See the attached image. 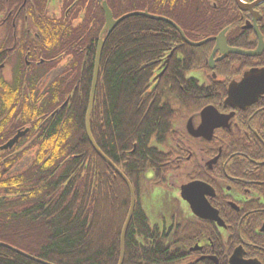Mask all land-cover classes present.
<instances>
[{
    "label": "flooded vegetation",
    "instance_id": "flooded-vegetation-1",
    "mask_svg": "<svg viewBox=\"0 0 264 264\" xmlns=\"http://www.w3.org/2000/svg\"><path fill=\"white\" fill-rule=\"evenodd\" d=\"M164 1L171 3L170 0H0L3 170L9 167L10 174L32 172L39 150L65 147L60 142L51 144V133L61 140L66 114L82 98L83 71L89 68V59L93 57L90 51L94 50L92 92L100 42L103 40L104 49V39L119 26L104 33L105 4L116 21L122 17L115 18V9L123 7L129 11L123 16L126 19L165 18L176 24L160 16ZM186 1L189 6L192 0ZM224 2L233 9L232 24L218 35L207 34L203 41L192 42L173 26L188 46L210 45L211 50H170L162 63L159 50L154 62L142 65L151 76L148 93L155 94L152 105L156 103L157 109L164 113L155 126V134L141 146V151L139 148L135 158L144 178L140 206L149 218L154 216V224L158 226L169 223L176 231L188 229L184 238L190 247L182 264H231L232 260L235 264H264V93L253 105L228 100L232 84H240L251 71H264V0ZM213 5L216 7V3ZM136 12L140 14L135 15ZM190 16L188 12L186 18ZM100 22L103 26L98 34ZM161 32L160 26L156 35L160 40ZM221 36L224 42L219 45ZM186 40L201 45L193 46ZM232 50L262 52L247 56L233 54ZM101 60L98 81L103 69ZM253 85L261 90L264 78ZM98 86L99 82L95 102ZM206 109L216 111L220 119V127L214 129L211 139L192 133L203 126ZM92 113L91 135L109 162L91 145L93 152L107 164L112 179L117 175L126 184L115 167L128 179L125 174L131 171L130 164L111 144V139L106 144L97 140ZM69 124L75 128L73 121ZM212 124L214 120H209L208 125ZM85 131L87 135L86 120ZM146 136L141 137L143 142ZM17 137L14 146L6 149ZM137 149L135 144L129 153L135 154ZM116 156L121 158L119 164ZM194 184L198 185L190 201H185L182 189ZM205 204L210 208L205 209Z\"/></svg>",
    "mask_w": 264,
    "mask_h": 264
},
{
    "label": "trees",
    "instance_id": "trees-1",
    "mask_svg": "<svg viewBox=\"0 0 264 264\" xmlns=\"http://www.w3.org/2000/svg\"><path fill=\"white\" fill-rule=\"evenodd\" d=\"M170 1L163 2L160 16L176 22L192 42L203 41L207 34L218 35L232 24L233 9L224 0H192L189 6L186 0ZM115 10V18L129 12L123 7ZM188 12L191 16L186 18ZM99 24L98 34L103 22ZM160 26L161 40L156 36ZM104 40L92 129L100 143L111 139L130 164L131 171L125 175L136 195V209L125 237L124 264H182L190 247L184 238L188 229L176 231L169 223L158 226L140 206L144 178L135 158L155 134L164 113L156 103L152 105L151 76L142 65L154 62L159 50L162 63L170 50H211L212 46H188L168 22L137 16L122 21ZM90 52L93 57L83 71L82 98L66 114L61 140L53 133L50 136L51 144L60 142L65 147L39 150L32 172L10 174L9 167L6 171L0 165V264H41L36 259L49 264L120 263L131 198L124 181L117 175L111 178L110 169L94 154L86 135L95 51ZM135 144L137 152L130 154ZM118 160L120 156L115 158L117 164Z\"/></svg>",
    "mask_w": 264,
    "mask_h": 264
},
{
    "label": "water",
    "instance_id": "water-1",
    "mask_svg": "<svg viewBox=\"0 0 264 264\" xmlns=\"http://www.w3.org/2000/svg\"><path fill=\"white\" fill-rule=\"evenodd\" d=\"M105 9L106 12V16H107V23H106V27L104 28V33L105 31L109 30V32L113 31L114 28H116L122 21H124L126 18H122L118 21L114 20L113 18V14L110 11V9L108 8V6L105 4V6L103 7ZM129 17V16H127ZM156 19H161V18H156ZM164 20V19H162ZM172 26H175L180 32L181 30L178 28V26L174 23H172ZM182 33V32H181ZM102 38H103V34H102ZM186 42H188L186 40ZM224 42V38L223 36H221L219 38V45H221V43ZM189 43V42H188ZM193 46H200L201 44H192L189 43ZM102 51H103V40H101L100 42V47L98 50V60L97 64H96V70H95V76H94V81H93V87H92V94H91V100H90V106H89V110L86 117V129H87V135L88 138L90 140V145L93 146V148L98 152V155H100L105 161L109 162L107 160V158L102 155L101 151L98 149L96 143L94 142V139L91 135V129H90V119H91V114L92 110H93V105L95 102V95H96V90H97V84H98V76H99V67H100V61L101 60V55H102ZM262 50L258 51V52H253V53H244V52H239L238 50H232L231 53L233 54H239V55H247V56H258L261 55ZM264 78V71H251L250 73L246 74L244 80L240 83V84H232L229 90V101L230 102H243L246 103L248 105H253V103H255L257 101V99L260 97V95L264 93V86H260L259 88H261V90H258V88L255 87L254 82L257 80H262ZM244 95L243 97L241 95ZM203 118H204V124L203 126L199 129V131L197 132H192L193 135L195 136H205L209 139H211L213 137V132L214 129L219 128L220 127V119L218 114L216 113V111L212 110V109H206L204 111L203 114ZM209 120L213 121L214 120V124L212 125H208ZM19 139V137H17L15 140H13L12 142L8 143V145L5 147L6 149L14 146V144L17 142V140ZM115 169L117 170V172L122 176V178L125 180L129 191H130V196H131V209H130V213L127 216V221L125 223L123 232H122V237H121V259H120V263L119 264H124V258H125V241H126V235L130 226V223L132 221L133 215H134V211H135V205H136V199H135V194H134V190L133 187L130 183V181L124 176L122 175V173L120 171H118V169L115 167ZM195 185L198 184H194V185H188L185 186L184 189H182V197L185 201H190L191 195L194 192V190L196 189ZM205 209L206 208H210L209 205H204ZM198 214V213H197ZM199 215V214H198ZM236 262L234 260H232L231 264H235Z\"/></svg>",
    "mask_w": 264,
    "mask_h": 264
},
{
    "label": "bare ground",
    "instance_id": "bare-ground-1",
    "mask_svg": "<svg viewBox=\"0 0 264 264\" xmlns=\"http://www.w3.org/2000/svg\"><path fill=\"white\" fill-rule=\"evenodd\" d=\"M140 13H138V12H136L135 13V15H139ZM162 19H164V21L165 22H168V23H171L172 21H169V20H167V19H165V18H161V19H159V20H162ZM173 23V22H172ZM36 260H38V262L39 263H41V264H49V263H46V262H44V261H42V260H40V259H36Z\"/></svg>",
    "mask_w": 264,
    "mask_h": 264
},
{
    "label": "rangeland",
    "instance_id": "rangeland-1",
    "mask_svg": "<svg viewBox=\"0 0 264 264\" xmlns=\"http://www.w3.org/2000/svg\"><path fill=\"white\" fill-rule=\"evenodd\" d=\"M159 211H161V210H159ZM150 220H151L152 223H155V218H154V216H150Z\"/></svg>",
    "mask_w": 264,
    "mask_h": 264
}]
</instances>
